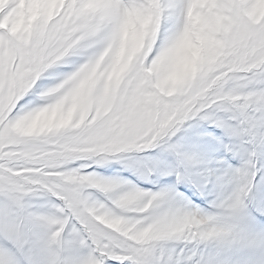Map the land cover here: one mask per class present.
I'll list each match as a JSON object with an SVG mask.
<instances>
[{
	"label": "snow or ice",
	"instance_id": "1",
	"mask_svg": "<svg viewBox=\"0 0 264 264\" xmlns=\"http://www.w3.org/2000/svg\"><path fill=\"white\" fill-rule=\"evenodd\" d=\"M0 264H264V0H0Z\"/></svg>",
	"mask_w": 264,
	"mask_h": 264
}]
</instances>
